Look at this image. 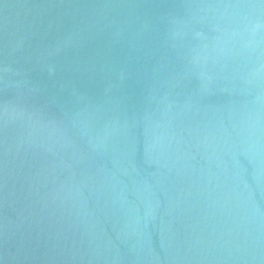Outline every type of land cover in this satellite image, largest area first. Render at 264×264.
<instances>
[{"label":"water","instance_id":"95a60500","mask_svg":"<svg viewBox=\"0 0 264 264\" xmlns=\"http://www.w3.org/2000/svg\"><path fill=\"white\" fill-rule=\"evenodd\" d=\"M0 264H264V0H0Z\"/></svg>","mask_w":264,"mask_h":264}]
</instances>
